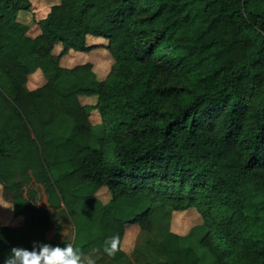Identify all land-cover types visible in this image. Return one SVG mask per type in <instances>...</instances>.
<instances>
[{"label":"trees","instance_id":"trees-1","mask_svg":"<svg viewBox=\"0 0 264 264\" xmlns=\"http://www.w3.org/2000/svg\"><path fill=\"white\" fill-rule=\"evenodd\" d=\"M30 9L0 0V186L21 217L0 224V252L71 245L80 264H119L126 227L150 233L163 204L205 227L155 243L169 264H264V0H58L34 37ZM88 37L113 59L102 79L73 56ZM49 209L71 241L46 238Z\"/></svg>","mask_w":264,"mask_h":264},{"label":"rangeland","instance_id":"rangeland-1","mask_svg":"<svg viewBox=\"0 0 264 264\" xmlns=\"http://www.w3.org/2000/svg\"><path fill=\"white\" fill-rule=\"evenodd\" d=\"M31 9L28 13L20 15V19L30 26V34L34 35L37 32L35 20L43 18L48 12L50 6L57 3L58 0H30ZM89 44H96V48L90 52H84L83 62H93V71L97 79H102L109 72L113 59L105 50V41L102 38L88 37ZM60 50V45H56L54 52ZM79 53V52H74ZM70 54L69 56L71 57ZM74 61V59H71ZM76 61L78 59H75ZM74 63V62H73ZM31 77V76H30ZM32 78L39 81L38 84L44 81V78L39 70L37 75H32ZM93 99V98H92ZM86 102V99H82ZM92 102L88 100L87 102ZM92 124L97 125L100 122L99 115L92 111L89 116ZM95 134L102 133V126L99 125L94 128ZM53 177V173H51ZM102 201L109 198L106 188H101L96 193ZM262 193L259 192L254 195V201L260 202ZM261 203V202H260ZM12 205L10 202L4 200L2 197L0 186V224L19 225L21 217H12ZM51 215V227L46 233L48 240L58 239L60 241H71L73 238V226L68 216L63 209L55 210L49 209ZM151 232L144 233L139 230L136 225L127 226L123 237L121 246L126 253V258L119 264H169L165 257L157 250L155 243L160 241L168 232H173L181 236H189L193 242L198 241L205 231L203 221L194 208H189L184 211H174L163 204H155L150 212ZM14 255V254H12ZM12 255L9 259H12ZM6 253L0 252V261L4 262ZM99 264V263H97Z\"/></svg>","mask_w":264,"mask_h":264},{"label":"clouds","instance_id":"clouds-1","mask_svg":"<svg viewBox=\"0 0 264 264\" xmlns=\"http://www.w3.org/2000/svg\"><path fill=\"white\" fill-rule=\"evenodd\" d=\"M106 250L111 252L110 249ZM10 255H12L11 261ZM13 262L16 264H80V253L71 245L60 247L40 243L39 246L34 245L31 249L16 246L6 254L3 264H13Z\"/></svg>","mask_w":264,"mask_h":264},{"label":"crops","instance_id":"crops-1","mask_svg":"<svg viewBox=\"0 0 264 264\" xmlns=\"http://www.w3.org/2000/svg\"><path fill=\"white\" fill-rule=\"evenodd\" d=\"M30 31H31V29H30V26H29V30H28V35L29 36H31V37H34L35 35H37L38 33H39V29H38V27H37V32L34 34V35H31L30 34ZM53 53H55L54 52V50H53ZM57 53V52H56ZM70 54H74V53H68L66 56H64L62 59H61V63L64 65V66H71L70 64L72 63V61H70ZM72 56V55H71ZM73 56H78L79 57V62L78 63H83V58H84V56L82 55V53H77V54H74ZM32 75H37V70L34 72V73H32L31 75H29V77H28V79H27V82L25 83V88L27 89V90H33V89H36L37 87H39L40 85H42L43 83H44V81L42 82V83H40V84H38L39 83V81H37L36 79H34V78H32ZM31 76V77H30ZM98 125H96V127H97Z\"/></svg>","mask_w":264,"mask_h":264}]
</instances>
